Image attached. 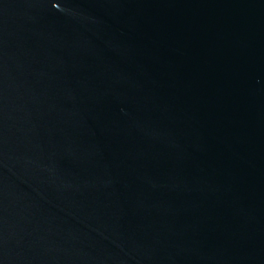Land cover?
<instances>
[{"label":"water","instance_id":"obj_1","mask_svg":"<svg viewBox=\"0 0 264 264\" xmlns=\"http://www.w3.org/2000/svg\"><path fill=\"white\" fill-rule=\"evenodd\" d=\"M0 264H264V0H0Z\"/></svg>","mask_w":264,"mask_h":264}]
</instances>
